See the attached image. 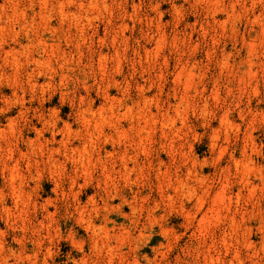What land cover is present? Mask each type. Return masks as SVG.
Segmentation results:
<instances>
[{
  "label": "rangeland",
  "instance_id": "1",
  "mask_svg": "<svg viewBox=\"0 0 264 264\" xmlns=\"http://www.w3.org/2000/svg\"><path fill=\"white\" fill-rule=\"evenodd\" d=\"M29 1L15 0L11 5L0 0V6L5 4L4 12L11 16L16 3L27 8ZM33 1L37 12L38 1ZM49 2L55 9L51 24L56 31L41 32L40 63L27 65L25 55L20 56L22 63L17 69L2 61L3 54L0 56V137L5 138H0V204L8 209L6 212L0 207V245L16 253L12 264H264V0H212V4L193 0H93L99 11L89 13L91 23L82 22L85 34L74 25L60 27L56 12L59 2ZM13 41L9 39L4 48L13 47ZM116 50L121 54L120 63L114 56ZM105 54L107 60L101 66L99 57ZM182 65L195 68L191 87L179 117L171 110L165 116L167 103L174 104V92L178 97L183 93V85L176 81ZM142 94L149 98L147 106ZM88 106L100 112L91 116L96 123L101 121V114L106 117L109 113L107 122L111 125L106 129L108 136L113 135L108 144L102 137L95 152L105 148L104 156L115 145L138 166L129 179L116 175L117 192L104 191L99 167L86 187L79 180L83 187L74 191L82 190L78 194L81 206L94 196L100 209L96 222L104 231L96 249L91 232L78 222L75 198L69 190L71 164L62 175L43 166L39 173L35 169L28 172L26 166L35 157L29 141L37 142L35 153L42 159L37 148L51 140L49 129L54 122H59L60 129L69 124L76 130L70 144L82 146L79 135L85 131L78 112ZM110 107L119 113L116 120ZM126 107L131 108V114L124 117ZM148 108L154 118L147 117ZM37 112L43 114V121L35 119ZM142 117L151 119L149 128L154 125L153 132H147L149 136L143 134L146 151L136 146L138 137L130 127V122L138 124V119L143 125ZM113 124L120 129L112 130ZM160 130H167L170 136ZM61 138L56 139L59 142ZM58 142L50 143L49 148L61 147ZM43 157L46 159V154ZM15 163L26 175L24 188L32 203L28 213L20 217L7 181L11 169L7 166ZM108 194L112 200L106 211L102 204ZM120 205L121 221L116 216ZM152 214L155 221L149 218ZM40 221L47 226H40Z\"/></svg>",
  "mask_w": 264,
  "mask_h": 264
},
{
  "label": "bare ground",
  "instance_id": "2",
  "mask_svg": "<svg viewBox=\"0 0 264 264\" xmlns=\"http://www.w3.org/2000/svg\"><path fill=\"white\" fill-rule=\"evenodd\" d=\"M3 1V0H2ZM14 1L15 0H6V3H14ZM38 1V4H39V11H37V12H35V8L37 7V4L33 1V0H30L28 3V6H27V8L26 7H22V8H19V4H17L16 3V5H15V7H13L14 8V10H12V15L11 16H9V14H5V12H4V8H5V10H6V7H4V5L2 6V4H1V6H0V56H1V54H3V57H1L2 58V61L5 63V64H11L13 67H15V68H19V66H20V64L22 63V59H21V57L20 56H24L25 55V58H26V63H27V65H29V64H31L32 63V61H33V63H36V64H39L40 63V60H39V49H40V47H39V41H40V38L42 37V33L41 32H51V31H56L55 29H54V25L52 26V24H51V21H52V18L54 17L53 16V12H54V10H53V7H52V5L50 4V2H49V0H37ZM58 2H59V4L57 5L58 6V8H56L58 11H56L57 12V16H58V18H59V24H60V27H64V25H68L69 27L71 26V25H74L75 27H80V26H82L83 24H82V22L84 21V20H86L87 21V23L89 22V23H91L90 22V19H89V13L91 12V11H93V10H98V4H97V2H92L93 0H91L90 2H85V0H62V1H59V0H57ZM96 1V0H95ZM185 1H187V2H190V0H185ZM193 1H195L196 3H206V4H212L213 2H212V0H193ZM216 2H217V0H215ZM16 2H17V0H16ZM85 2V3H84ZM216 2H214V3H216ZM11 3V5H13ZM218 3V2H217ZM57 4V3H56ZM106 4V3H105ZM215 5V4H214ZM8 6V5H7ZM24 6V5H23ZM106 6H108L107 4H106ZM12 7H11V9H12ZM174 7H176V6H174ZM73 8V9H72ZM100 9V8H99ZM154 9V8H153ZM158 10V9H157ZM7 11H10L9 9L7 10ZM30 11H32L33 12V14L31 15V14H29V12ZM99 11V10H98ZM126 11V10H125ZM177 10H175V12H176ZM179 11V10H178ZM177 11V12H178ZM97 12V11H96ZM217 12V10L215 11V13ZM99 14H101V13H99ZM156 14V13H155ZM162 12H160L159 13V19H160V21H161V18H162ZM6 15V16H5ZM91 17V16H90ZM37 18H38V20L39 21H37ZM93 20H94V18H93ZM214 20V19H213ZM85 21V22H86ZM110 21V20H109ZM124 21V20H123ZM122 21V22H123ZM153 21V20H152ZM215 22V21H214ZM108 23H110L111 24V22H108ZM107 23V24H108ZM113 23V22H112ZM121 23V22H120ZM126 23V22H125ZM161 23V22H160ZM159 23V24H160ZM86 24V23H85ZM109 24V25H110ZM157 24V23H156ZM86 25H88L89 26V24H86ZM85 25V26H86ZM92 25V24H91ZM119 25V24H118ZM124 25H126V26H124ZM123 26L125 27V29H123V28H121V29H123V30H126V28L128 27L127 26V24H124ZM84 26V25H83ZM105 26V25H104ZM159 26V25H158ZM67 27V26H66ZM68 27V28H69ZM107 27V26H106ZM110 27V26H109ZM112 27V26H111ZM117 27V26H116ZM160 27V26H159ZM71 28V27H70ZM74 28V27H73ZM156 28H157V26H156ZM60 29V28H59ZM76 29V28H75ZM80 29V31L82 32L83 30H84V27H80V28H78V30ZM114 29V28H113ZM87 30V29H86ZM109 30V29H108ZM72 31V30H71ZM106 31V30H105ZM51 33H53V32H51ZM60 33V32H59ZM65 33V32H64ZM63 33V34H64ZM82 33H84V32H82ZM85 33H87V32H85ZM84 33V34H85ZM62 34V35H63ZM67 34H68V32H67ZM76 34V33H75ZM97 34V33H96ZM105 34H106V32H105ZM122 35H123V33H121ZM65 35V34H64ZM68 35H70V34H68ZM67 35V36H68ZM78 36H80V35H78ZM106 36V35H105ZM124 36V35H123ZM161 38H163L162 36H160ZM159 37V38H160ZM71 38H72V36H71ZM84 38V37H83ZM93 38V37H92ZM99 38V37H98ZM158 37H157V39H159ZM9 39H12V41L13 42H15L18 46H19V48H16L17 46H16V44L12 47V46H9V45H7L8 46V49L6 48H4V46L7 44V41H9ZM64 39H66V37L64 38ZM69 39V38H68ZM164 40H166L165 39V37L163 38ZM83 40H85V39H83ZM82 40V41H83ZM100 40H102V39H100ZM115 40V39H114ZM113 41V40H112ZM158 42V41H157ZM164 42V41H163ZM9 43V42H8ZM77 43V42H76ZM162 43V39H161V41L158 43V44H161ZM50 45V44H49ZM60 45V44H59ZM59 45H58V47H59ZM71 45H74V44H71ZM77 45H78V43H77ZM53 45H50V48L52 47ZM76 46V45H75ZM114 46V45H113ZM46 47V46H45ZM78 47H79V45H78ZM147 49V48H146ZM145 49V50H146ZM51 50V49H50ZM57 50V49H56ZM62 51H63V49H61ZM113 50V49H112ZM119 50H120V48H119ZM144 50V51H145ZM155 50V49H154ZM156 50H158V47L156 48ZM53 51V50H52ZM65 51V50H64ZM63 51V52H64ZM121 51V50H120ZM148 51V50H147ZM146 51V52H147ZM47 52V51H46ZM45 52V53H46ZM50 52V51H49ZM66 52V51H65ZM70 52V51H69ZM113 52V51H112ZM104 53V52H103ZM109 53V52H108ZM123 53V52H122ZM151 53V52H150ZM153 53V52H152ZM64 54V53H63ZM55 55V54H54ZM68 55V54H67ZM72 55V54H71ZM106 55V54H105ZM120 52L118 51V50H116L115 52H114V56H115V58L118 60V61H116V62H119V59L121 58L120 57ZM73 56V55H72ZM107 56L108 55H106V56H104V55H102L101 57H99L100 58V60H99V65H101V64H103L102 62L103 61H106L107 60ZM149 56H151L150 54H149ZM153 56V55H152ZM151 56V57H152ZM160 56V55H159ZM49 58V57H48ZM48 58H47V60H48ZM61 58V57H60ZM59 58V59H60ZM113 58V57H112ZM115 58H113V59H115ZM50 59V58H49ZM57 59V58H56ZM65 59H67V58H65ZM72 59V58H71ZM110 59V58H109ZM43 60V59H42ZM69 60V59H68ZM155 60V59H154ZM63 62H64V60H62ZM61 61V62H62ZM72 61V60H71ZM109 61V60H108ZM121 61V60H120ZM149 61V60H148ZM49 62V61H48ZM65 62H67V61H65ZM4 63H1V64H3L4 65ZM44 63V62H43ZM45 63H47V62H45ZM106 63V62H105ZM108 63V62H107ZM120 63V62H119ZM61 64V63H60ZM117 64V63H116ZM26 65V64H25ZM26 65V66H27ZM41 65V64H40ZM43 65V64H42ZM64 64H62V66H63ZM98 65V64H97ZM98 65V66H99ZM105 65V64H104ZM103 65V66H104ZM120 65V64H119ZM119 65H117V66H119ZM2 66V65H1ZM102 66V65H101ZM185 66V65H184ZM192 66V65H191ZM190 66V67H191ZM35 67V66H34ZM40 67V66H39ZM3 68V67H2ZM1 68V69H2ZM11 68V67H10ZM105 68H106V65H105ZM105 68H103V69H105ZM14 69V68H13ZM39 69V68H38ZM194 67L193 68H187V67H183V65L181 66V68H180V70L178 71V74H176L177 75V79H176V81H178V83H181L183 86V93H181L180 94V96L178 97L177 96V93H175L174 91V95L172 96L173 97V99H174V104H172V102L170 101V102H168L167 104V109H166V112H165V116H168L169 115V112H170V110L171 111H174L176 114L175 115H178V117H179V114L181 113V110H182V107H183V105H184V103H185V100L187 99L186 98V93H187V91H188V89L191 87L190 85H191V78H192V73H193V71H194ZM6 71V70H5ZM4 71V72H5ZM18 71V70H17ZM26 71V70H25ZM101 71H102V68H101ZM4 72H2V73H4ZM31 72H32V70H31ZM103 72V71H102ZM6 73V72H5ZM15 73H17V72H15ZM26 73V72H25ZM33 73V72H32ZM29 74H30V72H29ZM1 76H3V75H1ZM3 77H5V76H3ZM27 77V76H26ZM32 77V76H31ZM32 79V78H31ZM182 79H184V82H182ZM27 81V80H26ZM34 82H35V80H34ZM29 83V82H28ZM32 83V82H31ZM34 84V83H33ZM140 84V83H139ZM34 85H36V84H34ZM142 85L143 84H141V89H142ZM32 86V85H31ZM139 86V85H138ZM181 86V85H180ZM30 87V86H29ZM33 87V86H32ZM145 87V86H144ZM33 89V88H32ZM32 89H31V91H32ZM140 89V90H141ZM34 90V89H33ZM139 90V91H140ZM105 91V90H104ZM103 91V92H104ZM34 92V91H33ZM102 92V91H101ZM107 93V92H106ZM140 93V92H139ZM89 95V94H88ZM143 95V94H142ZM102 96H103V94H102ZM169 96H170V93H169ZM141 97V96H140ZM150 97V96H149ZM82 98V97H81ZM105 98V97H104ZM83 99V98H82ZM85 99V98H84ZM113 99V98H112ZM111 99V100H112ZM143 99H144V105H146L147 106V104H150V103H148L149 102V98H148V96L147 97H144V95H143ZM151 99H153V98H151ZM90 100V99H89ZM94 100V99H93ZM82 101H84V100H82ZM107 101V100H106ZM115 102V101H114ZM152 102V101H151ZM82 103V102H81ZM107 103V102H106ZM111 103H113V102H111ZM117 103V102H116ZM124 103V102H123ZM88 104V103H87ZM91 104V103H90ZM110 104V103H109ZM116 104L114 103V106H115ZM137 105V104H136ZM139 105V104H138ZM137 105V107L139 108V106ZM144 105H142V106H144ZM86 106V105H85ZM141 106V105H140ZM25 107V106H24ZM27 108V107H26ZM79 108V107H78ZM80 108H81V105H80ZM83 109H81V110H79V120H81L82 122H83V124H82V126H83V128H84V131H85V135H79V136H82L83 138H81L82 140L80 141L81 142V145L82 146H79V147H75L74 148V145L71 143L70 144V139H72L73 137V135H74V131H76V130H72L71 129V127H70V125L69 124H63L64 126H62L63 128L62 129H60L59 128V122H54L52 125H51V128L49 129V128H47V129H49V131H50V135H51V140H45L46 142V144H45V146L43 145V146H40V149L39 148H37V150H39L40 151V155H41V158L42 159H40L39 160V157H38V153H35V146L37 145V142L36 143H34V141H29V145H31V146H34V147H31L32 148V151H31V153L32 154H34V158H32L31 160H27L28 162H27V170H28V172H31V171H33L34 169H35V171L37 172V173H39V170H40V166H43L44 167V169L47 167L48 168V170H50V171H52V172H55V173H58L59 175H62L63 173H65L66 172V170H67V165L68 164H71V166H72V175H71V177H70V191H71V193L73 194V196H74V198H75V201L73 200V204H74V202H76V210H77V213H78V222L80 223V224H82V226L84 225V227H85V229H86V231H88L89 233L91 232V235H92V237H93V239L95 240V249L97 248V246H98V239L100 240V237H101V234H102V231H104V228L102 227V225L100 224V225H97V219H96V216L97 215H99L100 213H99V208H98V203H97V201H96V199H95V197L94 196H89V198H88V202H86V205L85 206H81V202H80V199L78 198V194H81V191H77V193H75L76 191H74L75 189H81L82 187H83V183H84V186L86 187V185L88 184V182L89 181H93L92 180V178H93V173H94V171H95V169L97 168V167H99L100 168V171H101V177H102V179H101V181H100V183H103V185H104V191H109V190H111L110 192H112L113 190H115L116 192H117V187H116V175L118 174L119 175V177H126V178H130V174L132 173V172H134L135 171V169H136V167H138L137 166V164H136V161H135V159L133 158V157H129V155L127 154V153H122L121 151H118L117 149H116V147H115V145H112V151L111 152H105V155L103 156V154H102V151L103 150H105V148H102L101 146V148H99V151H98V153H96L95 152V147H97V143H98V141L99 140H101V138L103 137L104 138V142L103 143H106V144H108L110 141V139H111V136H113V135H111V136H108V134H110L109 132L107 133V129H106V127H108V122H110L109 121V119H107L108 117V114L106 115V117L105 116H103L102 114H101V116L102 117H100V118H102L101 119V121L100 122H98V123H96L94 120H96V119H94L93 121H94V123H93V121H92V119H91V116H94V112H96V111H94L93 109H92V107L91 106H88V107H82ZM107 108H109L108 106H107ZM124 108V107H123ZM143 108V107H142ZM161 108V107H160ZM114 109H115V107H114ZM113 109V107H110V111H111V116H115L116 115V117H115V120H116V118L119 116V113H117L116 114V112H115V110ZM146 109V108H145ZM24 110V109H23ZM22 110V111H23ZM40 109H38V111H39ZM108 110V109H107ZM121 110V109H120ZM133 110V109H132ZM152 110V109H151ZM149 108H148V111H146L145 113H147V117H148V115L151 117V118H154V116H155V114L151 111ZM161 110V109H160ZM184 110V109H183ZM27 112H28V110H26ZM35 111H37V110H35ZM124 111H125V113H124ZM124 111H122V113H124V117H127V115L128 114H131V108H129V107H126L125 109H124ZM53 112V111H52ZM142 112H143V110H142ZM21 113H24V112H21ZM26 113V112H25ZM33 113H35V112H33ZM38 113V112H37ZM41 113H43L42 111H41ZM96 113H100L99 111H97ZM95 113V114H96ZM106 113V112H105ZM144 113V114H145ZM164 113V112H163ZM20 114V113H19ZM39 114V113H38ZM142 115H143V113H141ZM161 114V113H160ZM33 115V114H32ZM37 114H35V116H36ZM49 115V114H48ZM98 115V114H97ZM139 115V114H138ZM181 115H183V114H181ZM180 115V116H181ZM21 116V115H20ZM122 116H123V114H122ZM134 116V115H133ZM141 116V115H140ZM140 116H138V118L140 117ZM160 116V115H159ZM163 116V115H162ZM165 116H163V117H165ZM19 117V116H18ZM23 117V116H22ZM25 117V116H24ZM28 117V116H27ZM30 117V116H29ZM34 117V116H33ZM53 117V116H52ZM56 117V116H55ZM54 117V118H55ZM99 117V116H98ZM47 118V117H46ZM96 118V117H95ZM109 118H111L110 116H109ZM114 118V117H113ZM119 118V117H118ZM143 118V117H142ZM149 118V117H148ZM169 118H171V115H170V117ZM20 119H22L21 117H20ZM35 119H38L37 121H39V122H41V121H43L44 120V116H43V114H39V115H37L36 117H35ZM123 119V118H122ZM155 119H157L156 117H155ZM167 119V118H166ZM25 120V119H24ZM23 120V121H24ZM27 120V119H26ZM31 120V119H30ZM55 120V119H54ZM107 120H108V122H107ZM112 120V119H111ZM136 120V119H135ZM151 120V119H150ZM150 120L149 119H147L146 117L145 118H143V121H144V123H143V125H141L142 123H140L139 122V119H138V124H134V123H132V121L130 122V127H132V129H134L135 131H136V136L138 137V141H139V143H138V141L136 140V146H138L139 147V149H142L143 151L145 150L144 148H143V146H142V143H143V141L145 140V136L143 135V134H147L148 135V130L150 129L151 130V128H153V126H151V128H149V122H150ZM113 121V120H112ZM152 121H153V119H152ZM181 121H182V118H181ZM180 121V123H183L184 124V122L182 121L181 122ZM81 122V123H82ZM118 123H120L119 121H117ZM154 122H157V121H155L154 120ZM29 123V122H28ZM35 123V122H34ZM38 123V122H37ZM48 123V122H47ZM136 123V122H135ZM167 123H169V122H167ZM166 123V124H167ZM170 123L171 124H173V126H174V121H173V123H172V121H170ZM42 124H44V123H42ZM46 124V123H45ZM76 124V123H75ZM117 124V123H116ZM33 125V124H32ZM35 125V124H34ZM62 125V124H61ZM72 125V124H71ZM74 125V124H73ZM81 125V124H80ZM111 124H109V126H110ZM163 125H164V123H163ZM162 125V126H163ZM182 125V124H181ZM41 126V125H40ZM162 126H160V127H158V128H161ZM165 126V125H164ZM172 126V127H173ZM183 126V125H182ZM47 127V126H46ZM126 127H128V125L126 126ZM165 127H167V126H165ZM82 127L80 128V129H83ZM113 129L112 130H117V129H120V127L118 128L115 124H113V127H112ZM122 128V127H121ZM169 128H170V125H169ZM169 128H167V130H169ZM174 128V127H173ZM33 129V128H32ZM36 128H34L33 130H35ZM42 129V128H41ZM75 129V128H74ZM109 129H111V128H109ZM125 128L123 127V130H124ZM166 129V128H165ZM182 129V128H181ZM37 130L38 131H40L38 128H37ZM36 130V131H37ZM44 130V129H43ZM131 130V129H130ZM166 130V131H167ZM77 131H78V129H77ZM110 131V130H109ZM121 131V130H120ZM132 131V130H131ZM161 131V130H160ZM165 130H162L161 132H162V135L164 134L166 137H168V136H170V135H168L169 133L168 132H166ZM177 131V130H176ZM123 132V131H122ZM151 132H153V130H151ZM2 133V130L0 129V134ZM35 133V132H34ZM77 133H79V131L77 132ZM121 133V132H120ZM172 133V132H171ZM175 133H177V132H175ZM41 134V133H40ZM151 135H153L152 133H150ZM159 134H160V132H159ZM181 134V133H180ZM1 136V135H0ZM38 136V135H37ZM57 136H60V137H62L61 139H60V141L58 142L57 141ZM76 136V135H75ZM149 136V135H148ZM147 136V137H148ZM161 136V135H160ZM36 137V136H35ZM166 137L164 138L165 140H166ZM248 137H249V135H248ZM0 138H2V139H5V138H3V137H0ZM29 138V137H28ZM135 138V137H134ZM150 138V137H149ZM152 138V137H151ZM150 138V139H151ZM154 138V137H153ZM172 138V137H171ZM250 139H251V137H249ZM39 139V138H38ZM45 139V138H44ZM249 139V140H250ZM43 140V139H42ZM78 140V139H77ZM113 140V139H112ZM132 140V139H131ZM133 140H135V139H133ZM147 140V139H146ZM4 140H2V142H3ZM114 141V140H113ZM118 141V140H117ZM130 141V140H129ZM151 141V140H150ZM252 141V140H251ZM11 142V141H10ZM58 142V144L61 146V147H63L64 148V153L63 154H61L62 152H61V147H59V148H57V147H55V148H49V146H51V145H49L50 143H57ZM1 143V142H0ZM39 143V142H38ZM79 143V142H78ZM119 141H118V145H119ZM148 143V142H147ZM146 143V144H147ZM2 144V143H1ZM7 144V143H6ZM36 144V145H35ZM80 144V143H79ZM102 144V143H101ZM117 144V143H116ZM129 144V143H128ZM130 144H131V142H130ZM134 144V143H133ZM145 144V145H146ZM3 145H4V143H3ZM2 145V146H3ZM28 145V146H29ZM39 145H41V144H39ZM55 145V144H54ZM54 145H52V146H54ZM70 145H73V147L72 148H70ZM99 145V144H98ZM104 145V144H103ZM123 145V144H122ZM124 145H126V144H124ZM144 145V144H143ZM214 145V144H213ZM8 146V145H7ZM128 146V145H127ZM127 146H126V149H127ZM131 146V145H130ZM15 147H16V145H15ZM121 147V146H120ZM123 147V146H122ZM129 147V146H128ZM137 147V148H138ZM125 148V147H124ZM130 149H131V147H129ZM132 148H134V147H132ZM145 148H147L146 146H145ZM215 148V147H214ZM8 149V148H7ZM9 149H10V147H9ZM8 149V150H9ZM17 149V148H16ZM30 149V148H29ZM122 149V148H121ZM135 149V148H134ZM37 150H36V152H37ZM63 150V149H62ZM108 150V149H107ZM147 150V149H146ZM145 150V151H146ZM44 151L46 152V153H44ZM143 151H141V152H143ZM10 153H11V151H9ZM140 152V151H139ZM145 153V152H144ZM11 154H13V153H11ZM44 154H46V159H44ZM132 154H133V152H132ZM20 155L21 156H25V154H23V153H21L20 152ZM39 155V156H40ZM63 156V161H62V156ZM13 156V155H12ZM59 156H61V159L59 158ZM97 156V157H96ZM131 156V155H130ZM26 157V156H25ZM27 158H29V157H27ZM130 163H132L133 164V168H130L129 167V164ZM156 163V162H155ZM145 164V163H144ZM148 164H150V163H148ZM6 165V164H5ZM154 165V164H153ZM141 166V165H140ZM7 167H11V169L9 168V170H10V172H9V179L7 180L8 182H9V186H10V192H11V196H12V198L14 199V208L17 210V212H19V217L20 216H23V215H26L27 213H28V211H29V207L31 206V200H30V197H28V195H26V191H25V189L26 188H24V179H25V176L26 175H23V174H21L22 172L20 171V167H19V163H15V165L14 166H7ZM150 168V167H149ZM157 168H159V167H157ZM143 169H144V167H143ZM46 170V169H45ZM193 170V169H192ZM44 171V170H43ZM50 171H48L47 173H49ZM195 171V170H194ZM96 172V171H95ZM136 172H138L137 170H136ZM70 173V172H69ZM160 173V172H159ZM31 174V173H30ZM71 174V173H70ZM133 174V173H132ZM35 175V174H34ZM39 175V174H38ZM51 175H53V174H51ZM69 175V174H68ZM185 175V174H184ZM192 175H194V174H192ZM198 175V174H197ZM41 176V175H40ZM96 176H97V174H96ZM164 176V175H163ZM188 176V175H187ZM7 177H8V175H7ZM58 177V176H57ZM158 177V176H157ZM186 177V176H185ZM195 177V176H194ZM37 178L38 177H36V180H37ZM98 178V177H97ZM161 178H162V176H161ZM164 178H165V176H164ZM179 178V177H178ZM177 178V179H178ZM118 179V178H117ZM127 179V180H128ZM180 179V178H179ZM79 180H82L83 181V183L82 184H80V182H79ZM99 180V179H98ZM123 180H125V179H123ZM131 180V179H130ZM168 180H169V178H168ZM167 180V181H168ZM171 180V179H170ZM26 181H28V180H26ZM95 181H97V180H95ZM126 181V180H125ZM164 181H165V179H164ZM179 181V180H178ZM130 182V181H129ZM180 182V184H183V182H182V180H180L179 181ZM97 183V182H96ZM168 183V182H167ZM171 183V182H170ZM92 184V183H91ZM164 184H166V183H164ZM28 185H29V183H28ZM90 185V184H89ZM96 185H98L99 186V184H96ZM177 185H179V184H177ZM63 186V185H62ZM120 186V185H119ZM183 186H185V185H183ZM88 187V186H87ZM167 187V186H166ZM176 187V186H175ZM69 188V187H68ZM178 188V187H177ZM177 188H175V189H177ZM193 188V187H192ZM191 188V189H192ZM167 189V188H166ZM170 189H172V188H170ZM180 189V188H179ZM68 192V191H67ZM109 192V193H110ZM64 193V192H63ZM179 193V192H178ZM186 193V192H185ZM168 194V193H167ZM9 195V194H8ZM67 195V194H66ZM106 195V194H105ZM120 195V194H119ZM73 196H72V198H73ZM168 196V195H167ZM99 197V196H98ZM168 198H171V196H168ZM99 199V198H98ZM123 199V198H122ZM163 199V198H162ZM166 199V198H165ZM47 200V199H46ZM110 200H112V198L110 199L109 198V194H108V196H107V198H106V200L105 201H103V208L107 211V209L109 208V207H111V205H110V203H109V201ZM40 202H42V201H40ZM169 202H170V200H169ZM44 203V202H43ZM43 203H40L42 206H44L45 207V205L47 204H49L50 205V203H51V201L48 199L47 201H45V205H43ZM38 205H39V203H37ZM37 204H34L33 206L36 208V206H37ZM40 205V206H41ZM72 205V204H71ZM115 205V204H114ZM123 205H124V202H123ZM99 206H100V203H99ZM116 206V205H115ZM0 207H2V209L3 210H6V212L8 211V209H7V206L6 207H4L2 204H0ZM39 208V207H38ZM34 209V208H33ZM43 209H45V208H43ZM73 209H75V208H73ZM72 209V210H73ZM111 209V208H110ZM121 209H122V205H120L119 206V209H118V212H117V218H118V220H120L121 221V217H122V215H121V213H120V211H121ZM30 210H32V209H30ZM36 210V209H35ZM114 210V209H113ZM139 210V209H138ZM110 211V210H109ZM46 213H47V211H45ZM30 213V212H29ZM45 213V214H46ZM149 213H152V212H149ZM121 215L120 217L118 216V215ZM29 215V214H28ZM44 215V214H43ZM49 215H51V214H49V213H47L46 214V216H49ZM94 215H95V217H94ZM45 216V217H46ZM109 216H110V213H108V214H106L105 216H104V219L107 221L108 220V218H109ZM19 217H17V218H19ZM50 217V216H49ZM48 217V218H49ZM25 218H26V216H25ZM95 218V219H94ZM150 218V220L151 221H155V218H154V216H153V214L149 217ZM43 219V218H42ZM45 219V218H44ZM22 220V219H21ZM37 221V220H36ZM23 222V221H22ZM24 222H25V220H24ZM39 223V225L40 226H44V225H46V224H44V222L43 221H40V222H38ZM102 223V222H101ZM49 224V223H48ZM148 224V223H147ZM38 225V226H39ZM47 226V225H46ZM80 227V226H79ZM105 227V226H104ZM73 233V232H72ZM143 233V232H142ZM71 235V234H70ZM89 235V234H88ZM103 236V235H102ZM71 238H72V243H73V241H74V238L72 237V236H70ZM105 239H106V241L107 240H109V236H108V233H105ZM90 240V239H89ZM76 241V240H75ZM101 241V240H100ZM105 243V242H104ZM40 244V243H39ZM75 244V243H74ZM79 244V243H78ZM93 244V243H92ZM82 245V244H81ZM81 249V248H80ZM101 249V248H100ZM113 249H115V248H113ZM50 250V249H49ZM49 250H47V252L49 251ZM109 250V249H108ZM23 251H25V250H23ZM22 251V252H23ZM109 251H111V247H110V250ZM22 252H18L19 254L21 253L22 254ZM51 251H49V253H50ZM24 253V252H23ZM15 254L16 253H14V251L12 250V249H9V250H5V248H3L1 245H0V264H12V262H11V260H12V257L14 258L15 257ZM25 254V253H24ZM51 254V253H50ZM46 255H48V254H46ZM23 256H26V254L25 255H23ZM21 258H19V259H23V257L22 256H20ZM28 258L29 257H27V260H28ZM25 259V261H26V258H24ZM30 259V258H29ZM83 259V258H82ZM31 260V259H30ZM36 260V259H35ZM84 260V259H83ZM86 260V259H85ZM22 261V260H21ZM24 261V260H23ZM28 262V261H27ZM78 262V261H77ZM14 263L15 264H21V262L20 263H18V262H15L14 261ZM34 263V262H33ZM23 264V263H22ZM83 264H85V263H83Z\"/></svg>",
  "mask_w": 264,
  "mask_h": 264
}]
</instances>
